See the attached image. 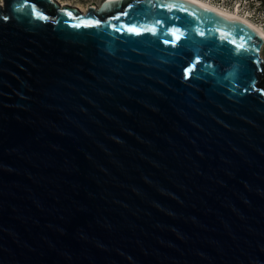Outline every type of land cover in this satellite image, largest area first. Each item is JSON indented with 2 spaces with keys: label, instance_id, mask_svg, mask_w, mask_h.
I'll return each mask as SVG.
<instances>
[{
  "label": "water",
  "instance_id": "obj_1",
  "mask_svg": "<svg viewBox=\"0 0 264 264\" xmlns=\"http://www.w3.org/2000/svg\"><path fill=\"white\" fill-rule=\"evenodd\" d=\"M263 44L188 0H0V264H264Z\"/></svg>",
  "mask_w": 264,
  "mask_h": 264
},
{
  "label": "rangeland",
  "instance_id": "obj_2",
  "mask_svg": "<svg viewBox=\"0 0 264 264\" xmlns=\"http://www.w3.org/2000/svg\"><path fill=\"white\" fill-rule=\"evenodd\" d=\"M60 1L62 4L77 7L81 12L85 13V10L89 5L96 4L99 5L102 0H85V1H75V0H65ZM210 3L211 5L225 10L227 12H232L237 14L239 17L244 18L251 22V24L260 28L264 32V8L259 6V0H247L246 1H229V0H202ZM260 57L264 60V44L260 52Z\"/></svg>",
  "mask_w": 264,
  "mask_h": 264
},
{
  "label": "bare ground",
  "instance_id": "obj_3",
  "mask_svg": "<svg viewBox=\"0 0 264 264\" xmlns=\"http://www.w3.org/2000/svg\"><path fill=\"white\" fill-rule=\"evenodd\" d=\"M188 1L193 2V3H195V4H197V5L201 6V7H204L206 9L210 10V11H213V12H216V13H219V14H223V15H226V16H229V17H233V18H235L237 20H240L241 22L249 25L254 30H256V32L261 36V38L264 41V32L260 28H258L255 25L251 24V22H249L248 20L239 17L237 14H234L232 12H227L225 10L217 8V7L211 5L210 3L206 2V1H202V0H188Z\"/></svg>",
  "mask_w": 264,
  "mask_h": 264
},
{
  "label": "trees",
  "instance_id": "obj_4",
  "mask_svg": "<svg viewBox=\"0 0 264 264\" xmlns=\"http://www.w3.org/2000/svg\"><path fill=\"white\" fill-rule=\"evenodd\" d=\"M61 1H65V0H61ZM75 1H85V0H75ZM229 1L238 2V1H242V0H229ZM243 1H246L247 2V0H243ZM259 6L261 8H264V0H259Z\"/></svg>",
  "mask_w": 264,
  "mask_h": 264
},
{
  "label": "snow or ice",
  "instance_id": "obj_5",
  "mask_svg": "<svg viewBox=\"0 0 264 264\" xmlns=\"http://www.w3.org/2000/svg\"><path fill=\"white\" fill-rule=\"evenodd\" d=\"M69 15H71V13H69ZM129 31H135V28H130L128 29Z\"/></svg>",
  "mask_w": 264,
  "mask_h": 264
}]
</instances>
